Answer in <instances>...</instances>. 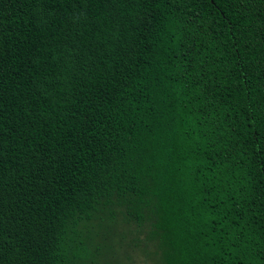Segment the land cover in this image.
<instances>
[{
    "label": "trees",
    "instance_id": "trees-1",
    "mask_svg": "<svg viewBox=\"0 0 264 264\" xmlns=\"http://www.w3.org/2000/svg\"><path fill=\"white\" fill-rule=\"evenodd\" d=\"M127 228L264 264V0H0V264H124Z\"/></svg>",
    "mask_w": 264,
    "mask_h": 264
},
{
    "label": "rangeland",
    "instance_id": "rangeland-1",
    "mask_svg": "<svg viewBox=\"0 0 264 264\" xmlns=\"http://www.w3.org/2000/svg\"><path fill=\"white\" fill-rule=\"evenodd\" d=\"M145 231H146V228L142 229V231L140 233H137L133 229L127 228L126 234L124 233V236H125L124 238L113 236L114 238L112 240H113V243L116 247V250L119 251L118 255H120V259L123 261H127V260L129 261V262H123L124 264H155V262L150 259V254H148V253H150V249H151L150 244H148V248H147L148 253L138 252L139 249L135 248V249H131V252H129L130 253V256H129L130 259H126L122 255V251L124 249H127V248H125L126 247L125 244L129 243V240H132L134 238V240L137 241V238L139 237L142 241H144ZM120 246L124 247V248H120Z\"/></svg>",
    "mask_w": 264,
    "mask_h": 264
}]
</instances>
